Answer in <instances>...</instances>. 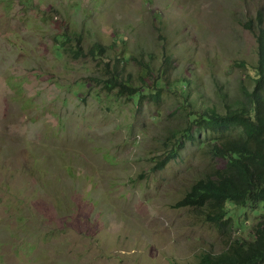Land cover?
<instances>
[{
	"label": "rangeland",
	"instance_id": "rangeland-1",
	"mask_svg": "<svg viewBox=\"0 0 264 264\" xmlns=\"http://www.w3.org/2000/svg\"><path fill=\"white\" fill-rule=\"evenodd\" d=\"M261 16L264 0H0V264H197L251 237L260 209L225 230L175 207L220 164L197 143L153 167L189 110L252 87ZM145 62L161 99L109 95Z\"/></svg>",
	"mask_w": 264,
	"mask_h": 264
},
{
	"label": "trees",
	"instance_id": "trees-1",
	"mask_svg": "<svg viewBox=\"0 0 264 264\" xmlns=\"http://www.w3.org/2000/svg\"><path fill=\"white\" fill-rule=\"evenodd\" d=\"M253 27L251 22L246 24ZM255 30V29H254ZM257 64L251 70L253 85L242 86L243 97L227 102L224 109L216 106L189 110L187 125L182 134L169 139L164 153L155 160L153 169L162 170L172 160L179 157L188 142L197 143L207 154L220 164L205 176L198 178L175 207L191 206L202 211L205 220L221 229L237 226L236 216L248 210H262L253 226L251 237H232L227 247L218 253L203 252L197 264H264V25L260 17V27L256 31ZM62 47L68 36L61 34ZM58 41V39H57ZM59 42V41H58ZM79 43V40H77ZM102 48L96 46L90 53L95 58ZM75 55L78 54L74 51ZM171 64V59L166 57ZM243 66V62L239 63ZM116 71V67H115ZM150 64H140L137 78L131 76L119 79L110 76L106 85L109 95L142 102L149 98L161 99L165 89L162 76L147 83L151 77ZM166 74L162 70V75ZM176 86L189 85V80H176ZM177 88V87H176ZM262 204V206H261Z\"/></svg>",
	"mask_w": 264,
	"mask_h": 264
}]
</instances>
